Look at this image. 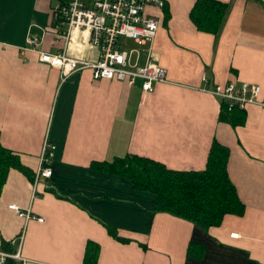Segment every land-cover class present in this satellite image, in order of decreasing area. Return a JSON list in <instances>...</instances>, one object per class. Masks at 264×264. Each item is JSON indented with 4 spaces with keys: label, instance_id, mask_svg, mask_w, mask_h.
<instances>
[{
    "label": "crops",
    "instance_id": "crops-1",
    "mask_svg": "<svg viewBox=\"0 0 264 264\" xmlns=\"http://www.w3.org/2000/svg\"><path fill=\"white\" fill-rule=\"evenodd\" d=\"M50 1L0 0V142L33 173H7L0 250L23 230L25 264H83L88 240L99 246L96 264H264V0H218L227 9L216 34L192 22L197 0L147 7L159 20L151 59L167 79L151 93L140 80H94L89 69L61 80L40 62L29 38L47 52L62 46ZM80 42L72 40L74 55L94 60L96 49H77ZM120 46L132 51L131 65L144 64L147 45L121 37ZM227 82L261 87L243 125L219 120V99L203 91ZM45 140L55 146L52 174L34 183ZM214 141L229 150L227 172L245 208L208 229L155 212L153 193L93 166L135 154L172 170H203ZM10 204L44 221H25Z\"/></svg>",
    "mask_w": 264,
    "mask_h": 264
},
{
    "label": "built area",
    "instance_id": "built-area-1",
    "mask_svg": "<svg viewBox=\"0 0 264 264\" xmlns=\"http://www.w3.org/2000/svg\"><path fill=\"white\" fill-rule=\"evenodd\" d=\"M50 14L53 20L52 28L57 33L56 41L62 42L61 50L55 53L35 49L37 41L29 38V45L38 54V59L50 67L57 68L61 80L68 74L89 69L94 80H117L133 85L140 80L143 92L151 93L157 83H165L166 70L155 63L151 57V44L155 38L159 20L147 11V7L158 9L165 5V0H51ZM79 37L89 48L96 49L94 60L76 56L72 51V40ZM126 37L138 46H148L146 60L143 65H131L132 51L121 48L120 38ZM79 41V40H78ZM76 43L78 49L81 45ZM203 80H205L203 76ZM203 91L213 95L228 108L245 110L249 105L259 104L258 95L261 87L256 83L227 82L216 84ZM55 146L44 141L40 153V162L35 171L34 183L40 178L50 177L52 169L49 166ZM9 208L18 216L28 220L43 222L42 216L31 213L29 209L21 210L16 204ZM231 237H238L232 233ZM23 230L8 241L9 249L0 250V264H6L7 259L21 261V244Z\"/></svg>",
    "mask_w": 264,
    "mask_h": 264
},
{
    "label": "trees",
    "instance_id": "trees-1",
    "mask_svg": "<svg viewBox=\"0 0 264 264\" xmlns=\"http://www.w3.org/2000/svg\"><path fill=\"white\" fill-rule=\"evenodd\" d=\"M227 4L218 0H197L190 11V18L200 31L216 34L223 21ZM245 110L228 108L220 102L219 120L231 126L243 125ZM229 150L214 141L210 147L206 166L203 170L179 171L168 169L162 163L148 157L127 154L112 162L93 164L114 175L126 177L136 190L151 192L155 195V212H166L186 219L193 224L208 229L221 224L227 214L241 215L244 204L227 172ZM25 172L30 179L33 173L21 164L19 154L4 147L0 142V191L11 169ZM114 238L124 241L116 229L107 227ZM9 249V244L4 243ZM189 243L188 254L192 251ZM99 246L86 242L83 264H96ZM14 260L7 259L6 263Z\"/></svg>",
    "mask_w": 264,
    "mask_h": 264
},
{
    "label": "rangeland",
    "instance_id": "rangeland-1",
    "mask_svg": "<svg viewBox=\"0 0 264 264\" xmlns=\"http://www.w3.org/2000/svg\"><path fill=\"white\" fill-rule=\"evenodd\" d=\"M22 210V209H21Z\"/></svg>",
    "mask_w": 264,
    "mask_h": 264
}]
</instances>
